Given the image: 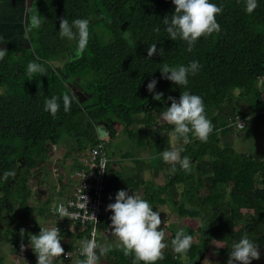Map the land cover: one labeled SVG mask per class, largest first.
I'll return each mask as SVG.
<instances>
[{
  "label": "trees",
  "instance_id": "16d2710c",
  "mask_svg": "<svg viewBox=\"0 0 264 264\" xmlns=\"http://www.w3.org/2000/svg\"><path fill=\"white\" fill-rule=\"evenodd\" d=\"M212 2L222 5V11L215 17L220 31L198 37L188 52L183 41L170 40L163 31L161 19L174 10L171 0H34L30 13L41 15L42 22L38 28H26L31 47L18 45L10 49L13 53L0 57V175L7 170L15 172L14 176L0 180V197L7 199L22 218H27L32 195L28 182L33 170L49 159L51 146L60 143L67 146L65 158L70 152L80 154L97 142V126L108 133L107 139H113L117 132L106 124L111 115L120 117L124 130L134 138L131 127H148L157 119L159 111L170 104L168 98H178L187 88L202 97L206 117L213 125L212 132L203 142L190 136L189 142L180 148V155L189 157L191 171L186 172L177 162L165 184L146 181L142 199L157 210V206L166 203L163 195L167 193L171 197L177 190L179 199L174 212L191 218L202 216L205 238L196 242L195 232L186 231L192 241L184 260L172 250L171 240L175 235L172 234L162 251L163 258L154 264H195L208 240L220 237L224 230L232 231L242 217L247 218L248 224L236 232L237 239L247 236L257 247L264 248V160L238 153L221 143V138L230 131L226 128L228 117L222 114L234 99L237 105L239 102L248 105L247 122L255 126L256 133L264 127V99L258 86L264 80V0H258L251 13L244 11V0ZM63 17L69 21L89 19L86 47L79 50L76 58L65 62L63 55L75 49L76 44L58 34L59 20ZM95 26L101 27L103 33L97 34ZM157 27L160 31H154ZM123 31L131 34L132 44L122 38ZM152 43L161 52L148 57L147 48ZM30 60L43 64L44 75L27 72ZM191 60L198 61L200 68L195 75L188 76L187 85L176 86L161 78V64L175 66ZM87 73L99 76L91 96L77 86L81 76ZM151 79L156 80L153 92L146 89ZM69 88L76 98L68 111L62 105L54 116L43 110L46 97L59 98ZM154 92L162 93L159 101L152 99ZM88 97L92 103H82ZM257 109L263 110L256 113ZM236 111L237 108L231 110ZM168 126L171 130L172 125ZM164 149L162 141L156 148L158 158L155 156L152 161L156 170L165 165L159 158ZM124 156L130 157L131 153L126 152ZM73 161L71 170L79 166L77 159ZM109 177L107 190L113 195L114 187L120 184L116 183L119 174L110 169ZM257 182L262 188L255 186ZM67 185L65 178L63 186ZM223 187L229 190L225 193L220 190ZM203 189L205 195H202ZM62 190L57 197L62 196ZM169 203L173 200L169 199ZM108 226L109 220L103 229ZM39 227L33 224L31 234H37ZM5 241L13 247L19 245L13 231L6 230ZM25 241L28 242V236ZM60 244L63 249L69 246L67 242ZM217 245L222 260L226 261L230 248ZM29 253L18 252L24 260L34 255L32 251ZM106 258L112 259L109 264H134L131 254L125 256L114 246ZM0 264H3L2 258Z\"/></svg>",
  "mask_w": 264,
  "mask_h": 264
},
{
  "label": "clouds",
  "instance_id": "9594fccd",
  "mask_svg": "<svg viewBox=\"0 0 264 264\" xmlns=\"http://www.w3.org/2000/svg\"><path fill=\"white\" fill-rule=\"evenodd\" d=\"M257 2L258 0H244V11L251 13L256 8ZM171 3L174 6L173 12L161 19L163 31L167 33V38L170 40L174 41L179 38L183 41L186 51H192L198 37L220 31V25L215 17L222 11V5L213 3L212 0H171ZM41 22V16L34 14L30 17L26 27L38 28ZM88 25V18H74L69 21L63 17L59 20L58 34L61 38L74 41L77 51L83 50L88 42ZM154 31H160V28L157 27ZM121 36L132 44L129 32L123 31ZM154 52L159 55L161 50H158L156 44L152 43L148 45L147 56L151 57ZM4 55L5 51L0 49V57ZM199 68L198 61L191 60L187 64L175 66L167 63L161 64L159 71L161 78L167 79L176 86H185L188 84V76L195 75ZM45 71L43 64L35 60L28 61L27 72L29 74L36 72L42 76ZM155 85L156 80L151 79L146 84V89L153 92ZM161 95L160 92H154L152 99L159 101ZM75 98L73 90L69 88L59 98L56 95L46 97L43 101V110L54 116L62 105L63 110L68 111ZM168 99L170 104L159 111V119L172 125L169 132L171 142L174 145L177 141L188 143L190 136L201 142L206 141L209 133L212 132L213 125L206 117L202 97L185 88L179 93L178 98L169 97ZM239 125L241 126L240 123ZM180 151V148L173 146L170 150L160 152V158L168 162L173 171H175L176 162H179V166L186 172L191 171L189 157L181 156ZM14 174V170H7L0 175V180L14 176ZM106 210L110 211L109 227L115 237L116 247L120 248L125 256L131 254L134 264L138 262L154 264L156 260L163 258L161 249L165 247L162 242L164 233L161 228H158L161 224L160 212L153 210L148 200L132 192L129 194L126 190L119 189L115 192L114 202L106 205ZM54 211L59 218L76 215V213H70L64 204H56ZM58 233V228L53 226L51 228L39 227L37 234H29L28 246L35 255L36 264H52L54 257L60 258L64 249L60 244L62 237ZM191 241L192 236L186 234L183 227H178L171 240V246L173 252L179 254V259H187ZM97 246L95 239L81 241L79 250L83 259L77 258L74 264H97L98 255L94 251ZM112 247L111 243L100 245L99 254L108 253ZM259 255L257 245L247 236H242L232 243L226 264H234V261L237 264H250V261L257 259Z\"/></svg>",
  "mask_w": 264,
  "mask_h": 264
},
{
  "label": "rangeland",
  "instance_id": "374dc122",
  "mask_svg": "<svg viewBox=\"0 0 264 264\" xmlns=\"http://www.w3.org/2000/svg\"><path fill=\"white\" fill-rule=\"evenodd\" d=\"M14 14L15 13H13V15ZM30 14H31L30 16L33 15L32 13ZM95 31L97 34L100 35V33L102 32V29L99 26H95ZM24 37H27L26 32L24 34ZM103 41L106 42L104 39ZM13 43L14 42H11V45ZM25 47H31V44L30 43L29 45L26 44ZM12 48L14 49L15 46L11 48H10V45L0 46V49H3L5 53H8V54H11L14 52L10 50ZM27 49H30V48H27ZM78 55H79V51H77L76 48L72 49L63 55V61L65 62V61L73 60ZM15 56L16 55H14V57ZM81 79L82 80L79 82L77 86L80 88V90H82V92H88L90 93L89 95L91 96L92 87L95 85L96 79H99V76L93 73H87L81 76ZM258 86H259V89H261L263 93V99H264V92H263L264 91V80H260L258 83ZM233 101L234 103L226 106L227 111L224 114H222V116L226 115L228 117L226 128L230 129V131L221 138L222 146L232 147L238 153L251 155L252 157L260 161L264 160V127L260 128L259 132L257 133L255 132V129H256L255 126H249V125H247V127L244 130H241V131L236 130L231 125V121L233 120L232 118L234 116L236 117V115L239 117L249 118L250 115L248 114V105L246 103L239 102L237 105L235 103L236 100L234 99ZM82 103L91 104L92 98L90 99L88 97L87 100L85 102L83 101ZM155 107L156 109L158 108L157 104H155ZM232 108H237V111L231 112ZM262 110L263 109H257L256 113H260ZM156 118L157 120H155V118L153 119L152 121L153 123L151 124L152 129L149 131L147 129V126L135 125L131 127L129 129V130H132L130 133L135 136L134 138H132L129 136V131L124 130L125 126L120 117L116 115H111L108 117L106 124L110 123L112 126H115L114 128L116 132L118 133V135L117 136L115 135L113 139H107L106 147H107V151L109 152L110 156H112V158H115V160L120 163L119 167H120L121 172L127 171L130 166L133 167L134 165L135 166L137 165L135 163H131L129 165H126V164L123 165L122 159H124V163H125L128 161L129 162L132 161V159L140 160V157L143 156V157H147L146 159L147 165L155 166V163L153 164L152 161L153 159H155L154 155L156 156V148L162 145V142L160 141V138L162 136L166 137V141H168L167 148L169 149H171L173 146L181 148L182 145L184 144L182 141H177L174 145L171 142V139L169 137V132H170V129L168 127L169 124L158 119L159 115H157ZM97 127H100V126H97ZM97 136H98V133H97ZM98 138L100 137L98 136ZM139 140H142L144 143H146L143 146V148L137 146V142ZM56 151H62L61 153H63V156H61V158L64 157L63 151L68 153L67 146L62 145V143L50 149V153L52 157L54 156V152ZM121 152L123 154L126 152L134 154L133 158L125 159L121 157L122 155L117 156ZM138 154H140V156ZM51 155L49 154V157ZM79 156L80 154L77 156V159ZM149 156L152 159H150ZM139 163L140 164L138 165H142L144 167L146 166V164H143V161H139ZM42 164L33 170L30 180L28 182V185L32 190V195L29 199V206L31 208V211L27 218H22V215H20L13 208V206L11 205V203H9L7 199H2L0 197V256L4 259V261L6 260L7 264H19V263H24V261L20 257L15 256V251L13 250L12 247L9 248V246L11 245L8 246L7 242L5 241L6 230L13 231L15 237L18 239V242L20 244L16 247L18 252L19 250H21V245H23V249H26L25 252H27V255H30L29 251H31V248L28 246V242L26 243L25 241L27 236H29L30 228L35 223L42 225V224H45L44 223L45 220L50 219L47 216V208L49 207V205L55 198L56 184L60 185L62 189L64 190L65 187L61 184L63 179L65 180L66 178L70 180L69 179L70 173L73 170H75V169H72V170L70 169L71 168L70 161L65 163L64 166L62 165L63 169H61V171H59L58 173L55 172V168L53 166V160H51L50 158ZM170 166L171 165L169 163L165 162V165H161L159 166V169L153 170V172H150L152 175L151 181L152 182L154 181L156 185L165 184L169 180V177H171L173 174V170L172 168H170ZM145 177H147V174L145 175ZM141 181L142 180H140V182ZM255 186L257 188H262V185L258 182L255 184ZM139 187L141 188L140 193H141V196L143 197L144 190L147 187L146 181L144 183L139 184ZM53 188H54V192H53ZM220 190L226 193V191L229 190V188L223 187ZM205 194L206 192L203 189L202 195H205ZM47 198L49 199L48 202L45 201ZM163 198L166 200L165 205L157 206V211L160 212V217H161V224L159 226L164 233L162 242L164 243L165 247L161 249V252L167 248L170 236L172 234H175L178 227H183L185 231H187L188 229H192L195 232L194 235H195L196 242H199L201 239L205 238L204 231L206 230V227L204 225L205 224L204 218L202 216L191 218L188 216H178L174 212L175 205L178 203V199H179L177 190H175V192L172 193L171 197H168L166 193L163 195ZM169 199L173 200V203L170 204ZM105 215L107 217V220H109L108 217L110 215V211L106 210ZM220 222H223V219H221ZM220 222H217V224ZM247 224H248L247 218L242 217L239 221H237L235 228L232 231L224 230L220 234V237H217L215 240H212V239L208 240V243L204 246L201 257L195 264H226V261L222 260V257L220 255L219 248H218L219 245L217 244L224 245L226 248H231L232 243L234 241H238L236 232L243 230ZM200 227H203L202 231H199ZM99 239H100L99 246L105 243H111L114 247H116V240L113 234H111L108 237H105V236L101 237ZM258 251L260 253L259 257L255 260H251L250 264H264V248L258 247ZM98 252H99V248H98ZM12 253L14 254V256L12 255ZM99 257L102 263H105L106 259H108L107 262L112 261V259L106 258V254L104 255L99 254ZM26 260L27 259H25V261ZM34 262L35 263L32 262V264H36V261ZM61 264H66V263L62 261ZM234 264H237V262L234 261Z\"/></svg>",
  "mask_w": 264,
  "mask_h": 264
},
{
  "label": "built area",
  "instance_id": "2783aa9c",
  "mask_svg": "<svg viewBox=\"0 0 264 264\" xmlns=\"http://www.w3.org/2000/svg\"><path fill=\"white\" fill-rule=\"evenodd\" d=\"M247 120L236 116L231 121V125L241 131L247 127ZM106 137L98 138L93 146L80 153L77 159L79 166L70 173V180L62 190V196L54 198L47 208V216L50 219L40 225V228L56 226L59 230L58 234L62 237L60 242L69 243L61 253V258L64 260L83 259L79 250L81 241L95 239L99 246V238L106 237L109 233V227L103 229L107 221L106 205L110 199V192L107 189L111 156L107 151ZM60 192L61 189L58 188L55 194ZM56 204H64L70 213L76 215L59 218L54 211ZM98 246L94 251L99 248Z\"/></svg>",
  "mask_w": 264,
  "mask_h": 264
},
{
  "label": "crops",
  "instance_id": "0c3cea01",
  "mask_svg": "<svg viewBox=\"0 0 264 264\" xmlns=\"http://www.w3.org/2000/svg\"><path fill=\"white\" fill-rule=\"evenodd\" d=\"M33 1L34 0H0V46L1 45H10V48H11V47L16 46V45L18 46L19 44H20L19 46H22V47H25L26 44L29 45V41H28L27 37H24V34H25L26 28H27L26 24L29 22L28 17H30V15H31L30 12L33 10L31 7V5H33V3H32ZM13 13H15L16 15L15 14L13 15ZM11 42H14V43L11 45ZM153 114L154 113L152 112L151 113L152 117H153ZM155 120H157V119H155ZM151 123H153V122H151ZM107 125H111V124L109 123ZM114 127L115 126H113V128ZM147 129H148V131L152 129L151 124L147 127ZM117 135H118V133L116 134V136ZM160 141L161 142L164 141V148H165L164 150H170L169 148H167V142L168 141H166L165 136H162L160 138ZM142 143H143V141H142ZM145 144L146 143H144V145ZM144 145H142L140 141L137 142V146H139V147L143 148ZM61 152L62 151L54 152V156L52 157V155L49 151V154L51 155L49 158L51 160H53V166L55 168L56 173L61 171V169H63L64 164L67 163L68 161H70V165H72L74 163L73 158L77 159V156L79 155V154L77 155L73 152H70V154L67 158H65V157L61 158V156H63V153H61ZM63 152H64V156H65L66 152L65 151H63ZM124 154L121 152L117 156L122 155L121 156L122 158L127 159V158H133V155H134V154H131L130 157H125ZM138 155L140 156V154H138ZM154 157H155V155H154ZM149 158H150V156H149ZM60 159H61V161H60ZM146 159H147V157L142 156V157H140V160L139 159H132V161H130V162L128 161L125 163H124V159H122L123 165L124 164L129 165L131 163H135L137 165L136 166L134 165L133 167L130 166L127 171L121 172L120 167H119L120 163L118 161H116L115 158H112V156H111L110 169L113 170L114 173L119 174V177L117 178L116 183L118 182L120 184H118L116 188L114 187V190L112 191L113 195L110 194V199H109L108 203L114 202L115 192L119 189H124L129 194H131V192H132V194L137 195L140 198L142 197L141 193H140L141 188L139 187V184L144 183L145 181H151L152 175L150 172H153V170H156V169H153L151 165L150 166L147 165ZM150 159H152V158H150ZM139 161H143V164H146V166L144 167L142 165H138L141 163V162L139 163ZM166 163H168V162H166ZM146 174H147V177H145ZM113 176H114V174H113ZM109 179H110V177H109ZM140 180H142V181L140 182ZM64 182H65V180L63 179L61 184L63 185ZM153 183L155 184L154 181H153ZM58 188L62 190V187L60 185L56 184L55 191ZM53 192H54V188H53ZM56 197H57V195H55V198ZM110 231H111V229L109 227V233H108V235H106V237L113 234ZM29 234H31L30 231H29ZM9 245L10 244H8V246ZM11 247L15 251V256L20 257L24 261V263H19V264H32V262L35 263L34 262V261H36L35 255L31 256V258L29 260L25 261L24 258L18 254L17 248L13 247L12 245L9 246V248H11ZM21 250L23 252L26 249L21 248ZM97 250H96L97 255H98L97 264H109L107 262V259H106L105 263H102V261L99 257V252ZM13 253H12V255L14 256ZM0 258H2V257L0 256ZM62 261L65 262L66 264H74V262H75V260H63V259H60L57 261L54 257L52 259V264H61ZM3 264H7L6 260L4 261V259H3Z\"/></svg>",
  "mask_w": 264,
  "mask_h": 264
},
{
  "label": "water",
  "instance_id": "95a60500",
  "mask_svg": "<svg viewBox=\"0 0 264 264\" xmlns=\"http://www.w3.org/2000/svg\"><path fill=\"white\" fill-rule=\"evenodd\" d=\"M96 131H97L98 136H99L100 138H104L105 136H107V133H106V132L104 131V129L101 128V127H96Z\"/></svg>",
  "mask_w": 264,
  "mask_h": 264
}]
</instances>
